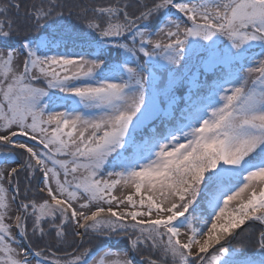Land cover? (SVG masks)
I'll list each match as a JSON object with an SVG mask.
<instances>
[{"label": "snow or ice", "instance_id": "6c2138e0", "mask_svg": "<svg viewBox=\"0 0 264 264\" xmlns=\"http://www.w3.org/2000/svg\"><path fill=\"white\" fill-rule=\"evenodd\" d=\"M0 264H264V0H0Z\"/></svg>", "mask_w": 264, "mask_h": 264}]
</instances>
